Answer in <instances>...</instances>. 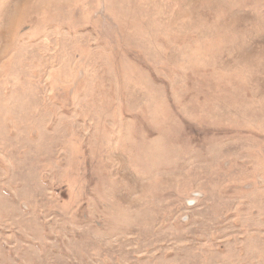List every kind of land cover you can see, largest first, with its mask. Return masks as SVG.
Listing matches in <instances>:
<instances>
[{"label":"rangeland","instance_id":"rangeland-1","mask_svg":"<svg viewBox=\"0 0 264 264\" xmlns=\"http://www.w3.org/2000/svg\"><path fill=\"white\" fill-rule=\"evenodd\" d=\"M0 264H264V0H0Z\"/></svg>","mask_w":264,"mask_h":264}]
</instances>
